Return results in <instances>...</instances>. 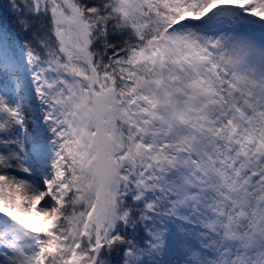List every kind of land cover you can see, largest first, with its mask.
Masks as SVG:
<instances>
[{
  "label": "snow or ice",
  "instance_id": "6c2138e0",
  "mask_svg": "<svg viewBox=\"0 0 264 264\" xmlns=\"http://www.w3.org/2000/svg\"><path fill=\"white\" fill-rule=\"evenodd\" d=\"M0 264H264V0H0Z\"/></svg>",
  "mask_w": 264,
  "mask_h": 264
},
{
  "label": "rangeland",
  "instance_id": "374dc122",
  "mask_svg": "<svg viewBox=\"0 0 264 264\" xmlns=\"http://www.w3.org/2000/svg\"><path fill=\"white\" fill-rule=\"evenodd\" d=\"M29 222H31L33 224L38 223V221L35 217L29 218Z\"/></svg>",
  "mask_w": 264,
  "mask_h": 264
}]
</instances>
